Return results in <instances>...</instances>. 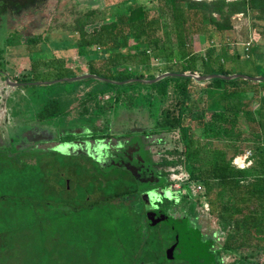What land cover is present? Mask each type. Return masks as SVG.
I'll return each instance as SVG.
<instances>
[{"label": "trees", "instance_id": "16d2710c", "mask_svg": "<svg viewBox=\"0 0 264 264\" xmlns=\"http://www.w3.org/2000/svg\"><path fill=\"white\" fill-rule=\"evenodd\" d=\"M101 1L91 0L92 5L81 16L82 25L73 30L77 34L76 53L85 60L88 74L117 83L132 79L149 81L165 73L236 74L233 63L239 56H230L226 47L216 42L217 33L233 27L229 19L221 18L226 12L244 14L251 10L264 20V0H153L156 4L153 13L135 0H122L124 10H116L111 14L112 20L105 22L102 10H98ZM89 24L93 27L87 30ZM253 47L254 43L246 46L244 52L253 54L258 50ZM37 72L31 69L22 80L39 81L35 77ZM103 85L96 93L94 88L85 92L75 111L79 117L77 124L90 131L88 138H111L107 133H96L97 122L103 111L118 103L143 111L151 121L152 134L178 132V146L165 151L175 159L163 157L156 165L181 164L189 182L203 188L209 214L227 228L219 252L247 250L245 259L264 255V81L213 78L201 84L190 77L168 76L151 84L133 81L120 85L103 82ZM99 95L107 96L106 100L100 103ZM62 113L64 110L52 101L38 110L36 119L52 121ZM246 131L250 137L245 136ZM72 138L66 136L63 141ZM245 151L252 153V166L237 168L233 160ZM27 153L16 155L0 150V176L3 169L14 167ZM31 154L42 158L37 152ZM39 160L38 166L31 167L29 176L11 178L15 189L23 192L30 185L41 186L44 175ZM20 164L23 170L28 168V164ZM160 172L162 177H168L167 172ZM4 182L0 178V192L5 189L7 181ZM120 182L115 178L112 193L105 194L104 190L98 193L106 201L128 206V198L136 196L143 206L142 188L131 182L132 186L119 191ZM92 193L85 194L91 197ZM184 204L183 199L179 201L180 207ZM133 214L135 222L128 218L126 243L143 246L149 260L146 264L157 258L162 259L160 264H211L207 249L197 245L189 229L170 233L169 229L152 226L147 220L141 222L139 214ZM19 231H24V227Z\"/></svg>", "mask_w": 264, "mask_h": 264}, {"label": "rangeland", "instance_id": "374dc122", "mask_svg": "<svg viewBox=\"0 0 264 264\" xmlns=\"http://www.w3.org/2000/svg\"><path fill=\"white\" fill-rule=\"evenodd\" d=\"M31 1L34 3L33 11L28 16L25 14L22 22L14 19L10 26L19 28L24 35L40 33L44 36L43 51L35 56L44 62L45 67L36 73L35 77L39 79L36 82H42L39 85L23 86L18 90L10 86H0V147L16 155L30 148L27 155L24 154V159L17 161V165L12 168L3 169L0 176L3 183L7 181L4 191L0 192V264H146L149 260L144 255L143 246L137 242L134 245L130 241L129 244L126 243V235L129 232L128 218L135 222L133 212L139 214L141 222L148 219L154 222L155 219L163 216L173 217V220L185 219L197 245L207 249V257L211 264L232 262L264 264V255L252 259L243 258L249 253L247 250L236 253L219 252L227 228L209 214V207H205L208 205L203 197V188L197 183L186 181L185 178L178 181L171 180L173 176L177 178H181V175L188 176L181 164L163 167L155 163L160 162L163 157L168 160L175 159L165 151L178 146V132L164 135L150 133L151 121L140 109L118 103L110 110L103 111L100 114V121L97 122L96 133L112 134L115 137H102L101 140L92 142L90 146L98 147L95 151L93 147L86 149L77 144L56 147L61 136L79 135L82 139H87L83 126L77 124L79 117L75 111L82 103L84 98L82 95L85 92L94 88L95 91L93 89L92 91L96 93L98 89L105 87L103 82L94 79L46 84V82L77 77L80 74H74L79 73L81 68L85 69V60L78 56L76 58L70 50V45L75 44L77 38L73 30L82 25L81 16L92 2L91 0ZM102 1L103 6L101 5L98 10H102L103 17L106 18L105 22L112 20L113 12L125 8L122 0ZM135 1L153 13L156 6L153 0ZM214 17L217 20L221 18L216 15ZM226 18L232 22L233 27L231 30L216 34L217 45L226 47L230 56H239L233 63L236 74L250 78H264V20L258 18L257 13L251 10L244 14L226 12L221 20L226 21ZM4 24L5 22H2V25ZM92 27L93 25L89 24L87 30ZM251 38L254 42L253 48L258 49L253 54L249 53L250 51L244 52L246 43ZM67 56L72 57V63L66 59ZM33 58L31 56L29 60ZM61 60L64 63H61ZM70 65L73 68L77 66L75 68L77 70L73 69L74 72L65 70ZM8 76L16 79L17 74L15 71H8ZM195 81L201 84L206 82ZM106 98L107 96L99 95L97 100L102 103ZM52 101H55L64 113L52 121H37L38 110ZM68 107L71 111L69 113ZM71 108L74 110L72 111ZM103 125L108 126V130L102 129ZM22 133H28L29 141ZM37 134H42L46 140L26 148L25 145H30L28 144L30 141H40L33 140ZM132 134L141 138L148 164L154 162L152 165L156 171H153L151 180H156L155 182L161 187L158 191L162 193L161 196L168 208H171L168 212L157 208L145 209L136 196L128 198V206L114 200L106 201L104 195L99 193H94L91 197L85 194L93 187L99 191L104 190L105 194L113 192L111 186L114 181L106 180L97 173H103L105 168H108L106 160H109L114 153H119L130 142ZM245 136L250 137V132L246 131ZM15 137L19 139L9 147L10 140ZM55 147L56 150L48 152ZM80 150H87L86 153L93 154L92 167L97 173L86 167L79 169L75 163L70 164L72 172L56 167L59 154L54 152H60L65 158L73 152L81 153ZM33 152L39 153L43 157L42 161L46 163L41 168L44 175L41 186L43 185L44 190L40 189L41 186L30 185L20 192L15 189L16 185L11 183V178L27 177L32 171L31 167L38 166L36 161L41 158L33 156L31 154ZM250 161L253 163L252 153ZM21 162L28 164L26 170L22 169ZM251 166L252 164L247 168ZM159 171L167 172L168 177L158 176L156 172ZM59 172L61 175L64 173L62 177ZM118 186L120 191L132 185L126 178L122 179ZM182 199L185 204L175 211L176 202ZM21 227H24L22 232L19 231ZM164 227L160 225L158 228L164 229ZM162 262L160 258L151 261L152 264Z\"/></svg>", "mask_w": 264, "mask_h": 264}, {"label": "flooded vegetation", "instance_id": "af4514ba", "mask_svg": "<svg viewBox=\"0 0 264 264\" xmlns=\"http://www.w3.org/2000/svg\"><path fill=\"white\" fill-rule=\"evenodd\" d=\"M33 7L34 3L31 0H0V86H12L11 83H37L36 81L28 82L22 80L23 75L25 73H28L31 69L35 68L37 70H40L42 67H45L44 62H42L38 59V57L36 58L35 56L38 55L39 52L43 51V42L45 40L44 36H42L40 33L33 35H24L19 30V28H13L12 26H10V24L14 22V19L22 22L24 15L26 14V16H28L33 11ZM2 22H5V24L2 25ZM21 28H23V26H21ZM31 56L34 58L32 60H29V57ZM70 66L68 68H70ZM8 71H15V73L17 74L16 81L10 80L11 78L8 76ZM101 128H105L108 130V126L103 125V127ZM83 129L84 131H86L85 133H87L86 140L79 137V135H66L73 136V138L70 141H63L66 136H61L59 138V144L56 147H61V145L64 144H77L80 147L86 149H90L93 147L94 151L98 149L97 146L90 145L92 142H96L101 139L92 140L88 138L90 135V131L85 129V126H83ZM110 135L111 137H115V135ZM23 137H26L27 140L30 139L28 133H24ZM16 139H19V137H15L10 140L11 143L9 147L13 146V142ZM43 141L45 140H40L38 142L30 141L28 143L30 145H25V147L27 148L29 146H35L39 142ZM141 141L142 140L140 137L133 136L132 134L130 142L126 144V146L119 153H114L113 156L109 158V160H106L105 163L107 165L106 167L108 168H105V173H97L96 170L92 167V164L94 163V161L92 160L93 154L86 153L87 150H80L81 153L73 152L66 155L65 158L60 152H54L55 154H59L58 162H56L55 165L58 168H64L65 171L72 172L70 164L75 163L79 167V169L80 167L81 169L84 167L89 168L90 170L95 171V173H97L98 175H101L102 178L106 180L108 179L110 181H114L117 177L121 181L122 179L127 178L130 180V182H135L142 188V190L140 191V198L145 209L147 207L144 203L143 196L146 195L145 197H148V194H150L153 196V198L152 202L148 203L149 208L151 210L157 208L164 212H168L171 208H168V206L165 204L164 198L161 196L162 193L158 191V189H160L161 187L157 182H155L156 180H151V178L153 177V171H156L155 167L152 165L154 164V162L148 164L146 156H144L146 150L144 149ZM56 147L52 148L48 152L56 150ZM71 148H69V150ZM4 149L5 148L0 147V150L5 151ZM29 149L30 148H27L25 149V151H28ZM40 152L45 154V152H42L41 150ZM42 158L39 162L41 168L46 165V163L42 161ZM78 158H80L81 160H78ZM68 159H72V161H68ZM149 168L152 169L149 170ZM116 171H118V173H116ZM148 171L150 173H148ZM123 173H125V175ZM156 173H158L159 176L161 172L159 171ZM63 174L64 173H62V175L60 174V177H62ZM88 192H93V195L94 193H98L99 190L93 188ZM150 199L151 196H149V200ZM179 201L180 200H178L175 204V211L182 208L179 205ZM173 219L174 218H171L170 216H163L161 218L155 219L156 221L154 222L150 219H148L147 221L149 222V224L155 227H159L160 225L165 226L164 230L167 228L169 229L170 233H176V231L182 232L183 230L187 229H189V231L191 232L190 227L188 226V222L185 219ZM195 245L196 244L193 243V246Z\"/></svg>", "mask_w": 264, "mask_h": 264}, {"label": "water", "instance_id": "95a60500", "mask_svg": "<svg viewBox=\"0 0 264 264\" xmlns=\"http://www.w3.org/2000/svg\"><path fill=\"white\" fill-rule=\"evenodd\" d=\"M168 76L190 77V78H192L194 80H197V81H208V80L213 79V78H220V79H223V80H231V79L241 78V79L250 80V81H256V82H258V81H264V78L263 77L250 78V77H247V76L241 75V74H232V75H229V76H222V75L198 76V75H195V74H181V75H176V74L165 73V74L160 75V76L154 78L153 80H149V81L132 79V80H128V81H124V82L117 83V82H114V81H111V80H108V79L99 78V77H96L94 75H90V74L85 73V74H81V75H79L77 77H74V78H71V79L55 80V81H52V82H46V84H52V83L60 82V81H79V80H82V79H94V80H98V81H101V82H107V83L119 84V85L120 84H126L128 82H133V81H141V82L146 83V84H151V83L157 82L160 79L165 78V77H168ZM41 83L42 82L25 83V84L11 83V85H12V87H23L25 85H39ZM49 137L47 139H49ZM41 139L42 140H46L45 139V136H43L42 134H37V136L33 140L34 141H38V140H41ZM145 196L146 195L143 196V200H144V203H145L146 207L149 208L148 203H151L152 202L153 196L150 195V194H148V197H145ZM149 196H151V199L150 200H149Z\"/></svg>", "mask_w": 264, "mask_h": 264}, {"label": "built area", "instance_id": "2783aa9c", "mask_svg": "<svg viewBox=\"0 0 264 264\" xmlns=\"http://www.w3.org/2000/svg\"><path fill=\"white\" fill-rule=\"evenodd\" d=\"M197 1H200V0H197ZM208 1H212V0H208ZM226 1H230V0H226ZM231 1H236V0H231ZM242 15V14H240ZM251 43V39L249 40V42H247L246 45H250ZM250 156H251V153L250 151H246L243 155H240V156H237L234 160H233V164L234 166H236L237 168H240V169H243V168H246L248 167L250 164H251V161H250ZM181 178H177V176H173L171 178L172 181L174 180H182V179H186V181L189 182V179H188V176H184V175H181L180 176ZM206 208L208 206H205Z\"/></svg>", "mask_w": 264, "mask_h": 264}, {"label": "crops", "instance_id": "0c3cea01", "mask_svg": "<svg viewBox=\"0 0 264 264\" xmlns=\"http://www.w3.org/2000/svg\"><path fill=\"white\" fill-rule=\"evenodd\" d=\"M250 40V39H249ZM249 40H248V42H249ZM254 42H253V40H252V38H251V43H250V45H246L247 47H250L252 44H253ZM247 44V43H246ZM71 47H70V50H71V52H72V54L73 55H75L76 56V58H78L79 56L77 55V53H76V46H75V44H72V45H70ZM71 48H73V49H71ZM78 56V57H77ZM67 60H70V62L73 60L72 59V57L71 56H67V58H66ZM72 63V62H71ZM74 63V62H73ZM85 64H86V62H85ZM77 66H75L74 68H73V66H70V68H68L67 70H68V72H74L73 71V69H75ZM77 69H75V71H76ZM80 70V69H79ZM85 73H87L88 74V72H87V65H86V67H85V69L83 68H81V71L79 72V73H75L74 75H76V74H85ZM17 78V77H16ZM11 81H16V79H13V78H11L10 79ZM10 87H12V86H10ZM15 90H18L19 89V87H13ZM5 107H6V105H5ZM3 113V112H2ZM37 120V119H36ZM38 121V120H37ZM247 168V167H246Z\"/></svg>", "mask_w": 264, "mask_h": 264}]
</instances>
